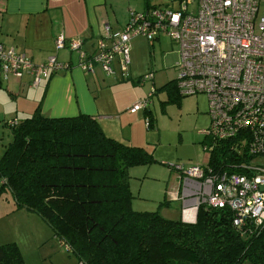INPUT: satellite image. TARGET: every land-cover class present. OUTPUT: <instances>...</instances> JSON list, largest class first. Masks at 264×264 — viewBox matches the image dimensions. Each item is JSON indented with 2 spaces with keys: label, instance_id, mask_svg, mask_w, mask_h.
<instances>
[{
  "label": "trees",
  "instance_id": "1",
  "mask_svg": "<svg viewBox=\"0 0 264 264\" xmlns=\"http://www.w3.org/2000/svg\"><path fill=\"white\" fill-rule=\"evenodd\" d=\"M54 47L68 50H57L55 43ZM96 68L103 73L96 66L90 74ZM24 76L28 75L21 79ZM164 90L175 102L183 97L174 81ZM142 101L150 103L148 96ZM148 106L139 111L144 122L149 120L147 126L144 123L147 131L152 127ZM4 127L10 141L0 156V198L8 194L14 211L22 209L40 218L74 264H264V227L235 228L229 208L200 206L193 224L165 219L158 210L132 209L129 172L156 161L142 147L107 137L93 118L82 114L49 118L38 103L31 116L7 121ZM202 137L209 161L201 168L214 174L243 173L239 169L249 160L226 143ZM166 204L163 199L158 209ZM0 264H24L14 243L0 246Z\"/></svg>",
  "mask_w": 264,
  "mask_h": 264
},
{
  "label": "built area",
  "instance_id": "2",
  "mask_svg": "<svg viewBox=\"0 0 264 264\" xmlns=\"http://www.w3.org/2000/svg\"><path fill=\"white\" fill-rule=\"evenodd\" d=\"M264 0H185L175 9L150 8L128 12L121 31L105 28L107 48L98 41L96 51L87 55L81 40H55L57 50L67 48L79 56V68L93 73L99 66L106 76L128 79L130 42L138 37L148 42L164 34L178 47L175 65L176 89L180 96L204 95L208 103L209 126L201 135L226 143L247 164L241 174H214L198 166L175 167L180 174L181 221L194 223L189 213L200 206L229 208L235 228L245 224L264 227V168L251 166L252 158L264 157ZM118 73L115 74L114 64ZM54 57L45 64H32L13 48L0 45V73L4 82L12 76L31 77L37 88L52 72L67 70ZM153 80L142 76L137 84ZM154 89L148 95L151 99ZM139 101L129 110L136 113L149 104ZM149 120H145V125ZM83 264V263H78Z\"/></svg>",
  "mask_w": 264,
  "mask_h": 264
},
{
  "label": "crops",
  "instance_id": "3",
  "mask_svg": "<svg viewBox=\"0 0 264 264\" xmlns=\"http://www.w3.org/2000/svg\"><path fill=\"white\" fill-rule=\"evenodd\" d=\"M121 1L125 2V6L119 9ZM152 7L157 6L150 4L149 0H0V45L14 48L34 65L43 64L50 56H55L61 64L70 65L69 70L52 74L49 80L43 81L37 88L30 87L29 76L20 80L10 77L4 82L0 73V127L6 129L4 124L7 121L31 116L40 103L41 113L49 118L86 115L98 122L107 137L141 147L143 137L135 127L141 123L143 114L129 112L138 102L137 98L128 101L107 98L109 96L105 88L111 87H104V81L110 77L101 73L100 69H96L94 74L83 72L79 68L78 55L68 50L56 51L54 43L59 35H63L67 41L81 39V50L91 55L96 51L98 41H103L107 48L110 46L105 38L106 27L112 33L121 31L129 11L141 13ZM161 35L165 37L164 34ZM161 35L154 42H159ZM129 66L130 75L137 81L143 73L131 66L130 61ZM117 67L115 62V74H119ZM116 79L112 78L114 81ZM152 89L154 88L150 92ZM4 136L5 133L1 130V138ZM1 154L2 152L0 156ZM133 170L134 168L129 172L130 177ZM163 196L167 199L165 212L171 206L170 203H177L180 208L177 219H181L183 206L179 176L175 195L170 199L165 193ZM20 212L26 213L22 209L14 211L13 206L0 205V246L8 243L20 245V239H26L28 234L34 241L42 239L45 231L42 223H36L33 219V225L19 222L14 218ZM189 216L195 218V211L190 212Z\"/></svg>",
  "mask_w": 264,
  "mask_h": 264
},
{
  "label": "rangeland",
  "instance_id": "4",
  "mask_svg": "<svg viewBox=\"0 0 264 264\" xmlns=\"http://www.w3.org/2000/svg\"><path fill=\"white\" fill-rule=\"evenodd\" d=\"M183 1L185 0H149V3L160 9H172ZM124 6L125 2L121 1L119 9ZM262 12L264 7L260 9V16ZM129 61L131 66H135L143 75L151 74L153 80L146 81L143 85L136 84V78L129 73V66V78L126 81L120 77L114 81L112 78L115 77H110L104 81V87H111L105 88L109 96L107 98L111 100L128 101L137 98L138 102L147 98L151 88L155 89L148 106L152 119L151 129L148 131L145 129L143 119L135 128L143 137L141 147L153 154L156 164L148 168H134L132 171L130 192L133 196V208L141 210L139 212L158 210L163 218L177 220L180 209L177 203H170L167 212L164 210L166 207L158 209V206L165 199L163 193L169 199L175 195L178 178L175 167H182L185 170L190 166L205 167L208 164L209 155L202 149L200 143L203 137L199 134L209 125L207 99L204 95H198L181 97L175 102L168 96L170 93L164 90V85L177 78L174 67L179 61L177 45L166 36L161 35L159 42H153L152 46L143 37L135 38L130 42ZM114 86L115 88H112ZM1 130L5 133L2 138ZM8 136V130L0 127V152L3 150V145L10 141ZM250 162L251 166L264 168V157L252 158ZM12 204L8 194L1 196L0 205L12 206ZM20 213L14 219L28 225L29 223L33 225V219L36 223H42V228L45 230L40 241H34L28 234L26 239H20V245L15 244L20 250L24 264L75 263L73 256L61 247L59 241L52 238L50 229L44 226L40 218L28 212ZM44 227H47L49 232Z\"/></svg>",
  "mask_w": 264,
  "mask_h": 264
},
{
  "label": "bare ground",
  "instance_id": "5",
  "mask_svg": "<svg viewBox=\"0 0 264 264\" xmlns=\"http://www.w3.org/2000/svg\"><path fill=\"white\" fill-rule=\"evenodd\" d=\"M179 5V4H178ZM79 40H81V39H79ZM81 46H82V40H81Z\"/></svg>",
  "mask_w": 264,
  "mask_h": 264
}]
</instances>
